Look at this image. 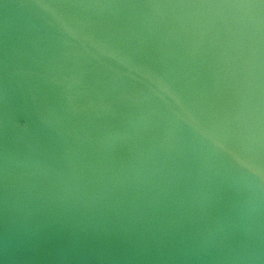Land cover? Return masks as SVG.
<instances>
[{
  "label": "water",
  "instance_id": "obj_1",
  "mask_svg": "<svg viewBox=\"0 0 264 264\" xmlns=\"http://www.w3.org/2000/svg\"><path fill=\"white\" fill-rule=\"evenodd\" d=\"M0 264H264V0H0Z\"/></svg>",
  "mask_w": 264,
  "mask_h": 264
}]
</instances>
